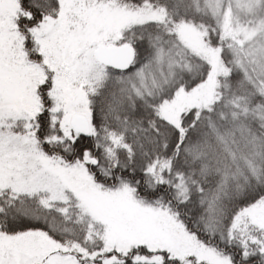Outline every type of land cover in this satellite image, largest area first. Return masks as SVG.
Returning a JSON list of instances; mask_svg holds the SVG:
<instances>
[{"label":"snow or ice","instance_id":"6c2138e0","mask_svg":"<svg viewBox=\"0 0 264 264\" xmlns=\"http://www.w3.org/2000/svg\"><path fill=\"white\" fill-rule=\"evenodd\" d=\"M0 264H264V0H0Z\"/></svg>","mask_w":264,"mask_h":264}]
</instances>
